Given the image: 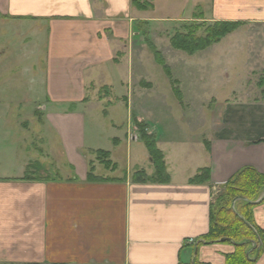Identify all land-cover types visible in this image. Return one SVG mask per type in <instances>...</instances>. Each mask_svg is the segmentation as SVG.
I'll return each instance as SVG.
<instances>
[{"label":"crops","instance_id":"obj_1","mask_svg":"<svg viewBox=\"0 0 264 264\" xmlns=\"http://www.w3.org/2000/svg\"><path fill=\"white\" fill-rule=\"evenodd\" d=\"M159 1L0 0V41L22 35L20 46H31V29L36 37L47 39L40 69L47 101L42 107L43 124L53 134L69 172L63 177L24 180L25 171L22 177L0 180V264H226V255L234 251L232 243H205L201 238L210 229L211 205L224 184L244 167L264 173V108L257 112L246 105L241 110L234 106L231 113L216 116L210 133L204 127L187 139L174 134V122L164 112L147 114L131 108L124 129L112 120L116 104L124 101L130 109L129 88L137 77L157 90L142 40L148 31L159 49L153 29L158 22L171 20L169 15H154ZM166 1L167 7L175 4ZM186 1L191 11L208 5V0ZM147 2L150 8H139ZM212 15L211 23L247 22L246 27L254 28L250 38L264 34L260 31L264 0H212ZM9 41L0 44V60ZM212 47L200 53L206 55ZM223 50L214 53L234 55L229 67L238 71L236 45L226 53ZM205 58L198 59L206 63ZM246 63L245 70L250 68ZM125 87L128 94L116 93ZM101 103L108 105L103 112L111 121L107 127L123 130L127 142V167L121 175L115 174L118 162L114 160L120 159L122 137L113 135L112 147L104 150L92 145L87 131L91 107ZM134 117L156 136L169 182L132 180L136 171L152 175L155 170L148 150L145 154L137 145L143 142ZM237 118L245 121L242 127ZM98 150L109 152L113 166L106 170L111 175L96 173ZM91 166L104 180L88 179ZM203 168L210 169V179L190 182ZM254 220L264 229V203L254 208ZM256 264H264V253Z\"/></svg>","mask_w":264,"mask_h":264},{"label":"rangeland","instance_id":"obj_2","mask_svg":"<svg viewBox=\"0 0 264 264\" xmlns=\"http://www.w3.org/2000/svg\"><path fill=\"white\" fill-rule=\"evenodd\" d=\"M174 2V6L172 3L170 8L167 7L166 0L159 1L158 11L154 15H169L171 20L158 22L153 29V37L157 41L159 49L164 52L163 56L168 62L167 64L173 69L172 76L178 80V87L182 91V100L178 99L174 92V94L172 93L170 79L165 76L161 65L154 60V55L146 44L151 58L148 67L153 70L157 90L152 91L150 83L146 85L145 79L137 77L132 83L133 87L129 88V94L132 97L130 109L124 101L116 104L111 111L112 120L124 129L129 115H132L131 108L137 111L142 110L147 114L164 112L165 115L171 116L170 121L174 122V134L181 139H187L189 134L190 136L192 133L198 134L204 127L207 129L206 132L210 133L211 127L215 126L217 122L216 116L220 112L231 113V108L234 106L241 110L243 109L241 105H246L247 108L257 112L262 111L261 109L264 108V34L250 38V35H253L250 32L254 28L246 27L248 23L241 21L243 25L235 30L239 31L237 34L234 35V31L228 34L227 38L225 37L226 40L223 43L210 46L212 48L206 51V55H202L200 52L209 47L189 55L174 49L170 37L177 31H185V25L199 23L195 20L196 18L201 19L203 25L198 30V34H204L206 27L212 24V0L207 1L206 8L198 6L192 11L191 6L187 7L186 0H174ZM205 13L208 17L204 16ZM27 25L29 24L24 27ZM260 31L264 33L263 28ZM29 33L33 36L31 46L23 48L20 46L23 42L22 35L20 38L17 35H10V41L7 38L0 41V44L10 42L8 45H3L8 48H4L5 52L0 60V180L7 177H22L27 171L28 164H31L29 166L31 179H51L63 177L69 173L54 146L53 134L47 131L46 125H44L45 110L42 107L47 106V101L44 87L45 75L40 69L47 39L44 35L36 37L34 35L36 32L33 29ZM142 42H145L144 37ZM234 45H236V52H239L237 56L239 59L238 71L229 67L231 66L229 60L234 58V55H219V51L214 53L218 48H224L223 52L226 53V50ZM33 50L38 52L31 54ZM199 57H206L204 59L206 63L199 60ZM220 58L222 60H219ZM247 61L246 64H249L250 68L245 70L243 64ZM116 90L118 94L124 92L128 94L127 87ZM107 106V103H101L91 107V112L88 114L87 131L90 136L92 135V145L104 150L112 147L113 135L122 137L120 159L114 160L118 162L115 174L121 175L127 167V142L124 140L123 130L117 128L111 131L107 127V124L111 122L103 115L104 108ZM247 115L244 114L243 117H247ZM228 118L230 119V114ZM237 120L239 121L238 126L242 127L241 125L245 123L243 118H237ZM134 123L135 126V117ZM227 123L231 125L230 122L227 121ZM137 145L147 154L143 143H137ZM93 159L96 161V157ZM98 160L99 163L96 162L95 166L96 173L111 175L112 171H107L106 168L112 167H106L101 162V158ZM261 195L263 196V192ZM240 201L241 199H238V202Z\"/></svg>","mask_w":264,"mask_h":264},{"label":"trees","instance_id":"obj_3","mask_svg":"<svg viewBox=\"0 0 264 264\" xmlns=\"http://www.w3.org/2000/svg\"><path fill=\"white\" fill-rule=\"evenodd\" d=\"M137 5V4H136ZM138 6V5H137ZM151 3L140 5L141 9H148ZM243 22L233 20H217L206 27L205 33L198 34L202 23L185 25V31H177L170 37L174 49L193 55L214 44L220 43L228 34L238 29ZM144 40L154 55L155 61L162 66L165 74L171 80L173 92L182 100V91L178 87V80L172 76V69L167 64L162 52L150 37L148 31L144 32ZM138 133L149 152L154 166V173L148 175L145 170L136 171L132 180L141 182H169L170 174L167 171L164 152L158 147L154 134L148 132L144 122L135 119ZM97 156L106 167L113 166L109 159V152L98 150ZM94 168L88 174L89 180L100 181L94 174ZM21 179H30L29 168ZM210 179V169L203 168L189 181L193 183L207 182ZM263 192V196L261 195ZM238 199H241L238 202ZM264 203V173L254 167H244L238 171L225 184L222 193L215 199L210 210V229L202 236L205 243L229 242L234 245V251L226 255V264H256L264 253V229L254 220V208ZM196 264H199L196 261Z\"/></svg>","mask_w":264,"mask_h":264}]
</instances>
